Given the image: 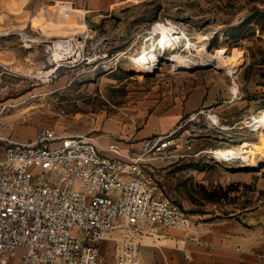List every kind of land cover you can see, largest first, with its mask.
<instances>
[{"label": "rangeland", "instance_id": "1", "mask_svg": "<svg viewBox=\"0 0 264 264\" xmlns=\"http://www.w3.org/2000/svg\"><path fill=\"white\" fill-rule=\"evenodd\" d=\"M1 4L2 0L0 7ZM76 15L66 19L56 12L55 6H50L28 25L0 20V103L15 105L0 114L3 121L0 137L28 126L36 131L53 128L62 134L90 133L100 140L114 135L116 143H131L138 128L136 116L145 117L156 103H170L171 97L188 94L199 82L226 84L231 92L235 84L238 93L234 97L231 94L232 99L249 109L245 116L230 131L220 129L222 123L207 127L206 116L185 124L173 136L177 144L174 169L164 172L160 168L161 182L166 185L167 195L192 219L204 210L199 199L203 192L196 183V174L264 162L261 152L247 156L246 165L199 153L212 147L249 154L246 147L259 144V129L254 127L255 131L251 132L241 121L264 112V0H139L123 5L106 18L84 14L88 28L109 38L106 46L110 52L131 45L142 48L143 32L164 17L186 22L188 37L196 47L165 51L162 57L168 62L162 61L156 70L143 71L132 66L129 60L134 54L130 52L106 75L80 74L78 69H72L57 71L48 79L41 77L39 61L44 58V43H37L41 38L37 30L47 38L58 36L56 31L67 35L63 29L78 23ZM209 45L211 49L207 51ZM201 48L208 53L220 52L228 59L240 57L243 62L233 76L224 66L185 70L182 55H195ZM123 128L128 131L123 132ZM242 137L247 142L243 146ZM238 173L239 176L250 174L251 186L256 187L259 179L264 180V165L258 171ZM113 254L114 250L108 249L100 255L99 264H112ZM13 262L18 264V259Z\"/></svg>", "mask_w": 264, "mask_h": 264}, {"label": "built area", "instance_id": "2", "mask_svg": "<svg viewBox=\"0 0 264 264\" xmlns=\"http://www.w3.org/2000/svg\"><path fill=\"white\" fill-rule=\"evenodd\" d=\"M188 30L186 22L164 17L143 32L142 48L131 45L113 52L106 46L109 38L87 26L73 34L40 35L41 77L72 69L106 75L121 58L130 52L134 57L143 48L154 49L160 57L167 50L192 49ZM163 34L171 35L172 41L163 42ZM212 114L199 110L168 134L144 139L133 152L114 144L104 148L90 133L62 134L53 128L41 129L28 142L0 137V264H13L15 258L18 264H99L101 242L115 232L113 264H144L143 235L190 225V217L167 195L152 161L176 156L173 136L188 122L206 116L207 127L218 126ZM260 114L244 118L243 126L254 132L250 123ZM245 140L242 137L241 146ZM206 151L212 156L211 148Z\"/></svg>", "mask_w": 264, "mask_h": 264}, {"label": "crops", "instance_id": "3", "mask_svg": "<svg viewBox=\"0 0 264 264\" xmlns=\"http://www.w3.org/2000/svg\"><path fill=\"white\" fill-rule=\"evenodd\" d=\"M136 1L139 0H2L0 20H16L28 25L43 9L55 6L56 12L66 19L76 13L78 22L88 13L106 18L123 5ZM69 28L72 26L67 27ZM37 32L38 35L45 36L40 30ZM231 94L226 84L219 86L213 82H199L188 94L178 95L174 99L171 97L170 103L160 101L145 117L136 116L138 128L135 135H132L131 143H116L113 140L114 135L101 140L98 138V142L104 148L114 144L124 152L138 151L144 139L168 134L181 120H186L191 114L202 109L218 117L219 123L223 124L220 129L230 131L236 127L233 124H237L249 110L243 108L242 103H234ZM10 105L0 103V114L15 106ZM3 106L7 107L1 111ZM227 124L230 129L225 127ZM26 129L29 130L28 133L24 132ZM40 131L41 129L36 131L31 127L22 126L13 133L4 135L16 142H28L36 138ZM126 131L128 130L123 128V132ZM2 145L3 141L0 140V147ZM201 153L208 154L206 150ZM105 154L112 156L110 152ZM201 161L203 163L204 160ZM172 164L173 158L152 161L153 167L158 170L164 168V172H171L174 169ZM238 172L240 171L228 166L211 173L201 171L196 174V183L203 192L199 199L204 205V210L190 219L186 230L162 228L159 234L143 235L140 246L143 263L264 264V180L259 179L256 187H252L250 174L239 176ZM162 185L166 191L163 181ZM139 225L142 229H147L144 224ZM117 236V232L112 233L101 242L100 255L110 248L114 250V240Z\"/></svg>", "mask_w": 264, "mask_h": 264}, {"label": "bare ground", "instance_id": "4", "mask_svg": "<svg viewBox=\"0 0 264 264\" xmlns=\"http://www.w3.org/2000/svg\"><path fill=\"white\" fill-rule=\"evenodd\" d=\"M74 15H76V13L72 14V16ZM85 26L86 24L84 22V18H82L81 20L78 21L77 24L72 26V28H69V29L66 28L67 30L65 31L63 30V33L73 34L74 32L81 31ZM56 33L59 34L58 36L63 35V34L60 35L59 31ZM161 38L163 42L172 41L171 35L163 34ZM188 46H191L194 48L196 47V45L193 44L190 40H188ZM145 50L146 49L143 48L139 54L132 57L133 61L130 64L134 67H141L143 71L154 70L155 62L158 60L157 58H159L160 53H156L154 49L153 50L150 49L147 52ZM153 62L154 64L151 67ZM242 62L243 60H241L240 57H233L231 59H228L225 55H222L220 52L208 53L206 52L205 48H201L200 52H197L195 55L193 54L182 55V63L185 69H189V68L192 69V68H195L196 66L204 67L208 65H211L213 67L224 66L226 67V70L229 71V74L231 76H233V74L239 68V63L242 64ZM232 92L234 95H237L238 93V87L235 84L233 85ZM210 119L213 123H216V124L219 123L218 117L216 115L212 114L210 116ZM250 126L253 128L256 127L259 129L258 133L260 135V141L258 145L254 144L253 146H250V145H248L247 147L245 146L249 154H244L241 150L219 148V149H212V156L216 158L217 160L240 161L246 165L248 163L247 156H249L250 154H254L256 152H258L259 154V152H261L264 155V112H262L259 117H254V119L250 123Z\"/></svg>", "mask_w": 264, "mask_h": 264}, {"label": "water", "instance_id": "5", "mask_svg": "<svg viewBox=\"0 0 264 264\" xmlns=\"http://www.w3.org/2000/svg\"><path fill=\"white\" fill-rule=\"evenodd\" d=\"M211 49V45H209L208 46V48H207V51H209ZM162 61H166V62H168V60L166 59V58H162V57H160L159 59H158V61H157V65H156V67H155V69L154 70H156L157 69V67L162 63ZM208 66H210V65H208ZM208 66H204V67H208ZM197 67V66H196ZM198 68H203V67H198ZM185 70H190L191 71V69H185ZM151 74H153V71L152 72H150ZM263 165H264V162H259L257 165H255V166H250V167H246V166H244V167H242V168H234V170L235 171H258V170H260L262 167H263Z\"/></svg>", "mask_w": 264, "mask_h": 264}]
</instances>
